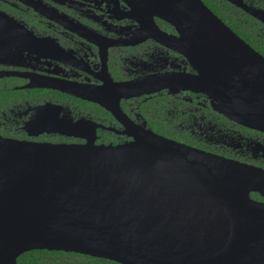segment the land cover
Segmentation results:
<instances>
[{"label":"water","instance_id":"95a60500","mask_svg":"<svg viewBox=\"0 0 264 264\" xmlns=\"http://www.w3.org/2000/svg\"><path fill=\"white\" fill-rule=\"evenodd\" d=\"M125 1L141 30L193 62L198 73L183 77L185 88L264 131V55L203 0ZM155 17L178 35L161 31ZM39 122L48 132L59 127ZM126 127L133 139L119 143L84 134L76 135L85 143L0 136V264H18L35 249L122 264H264V202L251 196H264V169Z\"/></svg>","mask_w":264,"mask_h":264},{"label":"flooded vegetation","instance_id":"af4514ba","mask_svg":"<svg viewBox=\"0 0 264 264\" xmlns=\"http://www.w3.org/2000/svg\"><path fill=\"white\" fill-rule=\"evenodd\" d=\"M203 1L264 48V21L256 15L264 16V0ZM155 22L161 31L178 35L168 21L155 17ZM141 27L125 0H0V136L85 143L76 135L84 134L99 144L119 143L133 139L125 133L127 123L130 131L151 128L264 169V131L229 119L207 94L185 88L183 77L198 73L193 62ZM46 82L63 90L41 85ZM108 107L119 108L117 114ZM40 120L59 127L48 132ZM251 196L264 202L258 192Z\"/></svg>","mask_w":264,"mask_h":264},{"label":"trees","instance_id":"16d2710c","mask_svg":"<svg viewBox=\"0 0 264 264\" xmlns=\"http://www.w3.org/2000/svg\"><path fill=\"white\" fill-rule=\"evenodd\" d=\"M206 3L213 7L211 2L206 1ZM228 23L233 27L235 31H237L239 35L244 37L247 41L253 43V45L257 49L264 53V48L256 45L254 43L255 41H252L250 37L246 36V34H244L243 31L239 27H237L235 23L230 21H228ZM95 260L116 263V261L114 260L78 254L76 252L67 253L65 251L58 250L50 251L46 249H35L20 255L18 258V264H92Z\"/></svg>","mask_w":264,"mask_h":264}]
</instances>
